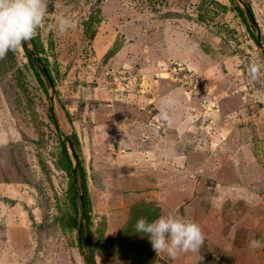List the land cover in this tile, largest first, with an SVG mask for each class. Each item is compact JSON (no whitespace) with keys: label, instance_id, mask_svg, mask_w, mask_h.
<instances>
[{"label":"rangeland","instance_id":"1","mask_svg":"<svg viewBox=\"0 0 264 264\" xmlns=\"http://www.w3.org/2000/svg\"><path fill=\"white\" fill-rule=\"evenodd\" d=\"M61 16L64 34L48 27ZM34 39L52 85L22 46L0 59V264H86L67 225V135L88 180L96 264H264V246L249 245L264 241V0H49ZM166 96L177 102L162 119ZM117 128L132 141L111 151L100 137ZM95 146L114 154L110 171L94 169ZM131 174L139 198L115 185ZM168 214L200 225L199 251L170 258L134 232L138 218Z\"/></svg>","mask_w":264,"mask_h":264},{"label":"clouds","instance_id":"2","mask_svg":"<svg viewBox=\"0 0 264 264\" xmlns=\"http://www.w3.org/2000/svg\"><path fill=\"white\" fill-rule=\"evenodd\" d=\"M49 0H0V59L28 43L45 22ZM52 31L61 34L71 27V20L61 16L54 24L48 25ZM253 78L258 68L253 66ZM176 98L166 96L161 118L167 119V109L176 103ZM134 232L146 236L156 253H165L176 258L180 253L197 252L205 241V235L199 224L171 214L160 215L149 220L141 217L134 224ZM250 247L264 246V241L253 239Z\"/></svg>","mask_w":264,"mask_h":264},{"label":"trees","instance_id":"3","mask_svg":"<svg viewBox=\"0 0 264 264\" xmlns=\"http://www.w3.org/2000/svg\"><path fill=\"white\" fill-rule=\"evenodd\" d=\"M216 4H219L221 7H224V5H222L221 3H218V1H215ZM244 5H245V11L248 14V18L250 19L252 26H254V19H253V15H252V11H251V7L248 4L247 1H243ZM235 8L236 10H238L239 14L242 15L243 18V12L244 10L237 4H235ZM32 40V44L35 48V52L38 53V51H40V49L42 48V44L39 42L38 39H34V37L31 39ZM22 49L25 53V56L29 62V64L31 65V67L33 68L34 72L36 73V75L40 78V80L43 83V79L42 76L47 80V82L50 83V85H52V79L51 76L46 68V66H44L45 68L39 66V60L33 55L32 50H30L26 44L22 45ZM52 117V121L56 126V122L54 119V116L51 114ZM77 138V146L80 149L81 147V143L80 140ZM67 142L70 144L71 148H72V156L76 159V169L75 172H73V163H72V159L70 157V154L68 152V146H67ZM60 146H61V154L62 157L60 159V166L65 169L68 170L70 175H71V185L74 187V193L71 197V203H72V209L74 210L75 214L73 216H70L68 218V227L69 228H75L78 229V240L80 241V243L82 244H86L87 248H88V252L87 254L84 256V260L86 264H96L95 260H94V253H93V249L91 248L90 245V238L92 237V233L90 231V228L88 226L89 221H90V216H89V210H88V203L89 199H88V190H87V180H86V174L84 171V168L81 164V159L79 158L73 143L70 141L68 135L65 137H60ZM75 173V174H73ZM79 175V182H80V194L77 191V187H76V183L74 181L73 178L78 177ZM80 195H81V199H80ZM81 215V220L80 223L78 221V216ZM83 219V221H82ZM139 219V218H138ZM136 222V221H135ZM80 224V225H79ZM134 227V226H133ZM110 243L115 241V237H109Z\"/></svg>","mask_w":264,"mask_h":264},{"label":"crops","instance_id":"4","mask_svg":"<svg viewBox=\"0 0 264 264\" xmlns=\"http://www.w3.org/2000/svg\"><path fill=\"white\" fill-rule=\"evenodd\" d=\"M122 123V122H121ZM184 125L186 126V125H188V123L187 122H185L184 121ZM120 127H121V125H120ZM115 129V128H114ZM117 130H118V132H117V134L115 135V134H112V133H109L110 135L108 136V137H100V138H103V139H105V144L106 143H108V142H111V144H112V150L111 151H113V147H115V145H117V146H121V145H124V144H128V142H131L132 141V138H130V139H128V138H126L125 136L123 137V129H119V128H117ZM99 132V131H98ZM102 134H100V136H101ZM115 135V136H114ZM126 135H128L129 136V134L127 133ZM97 136V134L96 133H94L93 135H92V137H91V140H93L94 141V144H93V146L95 145V143H96V141H97V139L99 138V137H96ZM82 143V142H81ZM83 144V143H82ZM90 147V146H89ZM95 149L94 150H92L93 152L91 153V158H92V163H94L93 164V167H94V169H98V166H101V164H102V169L103 168H106L107 166H110V169H106V171H110L111 169H112V166H113V164H114V160H111V159H108V158H112V156L114 155V154H112V153H110V152H107L106 154H100V155H98L99 153H101L103 150H104V148H103V150H101V151H99V149L97 148V146H95L94 147ZM81 149L83 150L82 152H83V154H85V148H84V145L82 146L81 145ZM88 151V150H87ZM90 151V150H89ZM97 151V152H96ZM106 151H107V149H106ZM105 151V152H106ZM115 155L118 157V158H121V159H123V154H121V153H115ZM117 166H119V164L117 163ZM99 170V169H98ZM108 173V172H107ZM109 175L110 174H102V177H101V183H104L102 186V189H106L107 188V183H109ZM113 176H114V173L112 174ZM140 179H138V176H136V175H134V174H131V176L129 177L128 175H126V177L125 178H123L121 175H118V177H117V182H116V187L120 190V191H122V189H126L128 186L129 187H131L133 190H132V192H131V194L133 195L132 196V198H134V197H137V198H139L140 197V195L137 193V190L139 189V184H140ZM87 182H88V180H87ZM121 183H123V184H121ZM126 184V185H125ZM128 185V186H127ZM138 188V189H137ZM135 190H136V192H135ZM111 232H112V230H110L109 232H106L105 233V237L106 236H111V235H113V234H111Z\"/></svg>","mask_w":264,"mask_h":264},{"label":"water","instance_id":"5","mask_svg":"<svg viewBox=\"0 0 264 264\" xmlns=\"http://www.w3.org/2000/svg\"><path fill=\"white\" fill-rule=\"evenodd\" d=\"M68 147H69L70 150L72 149L69 143H68ZM75 169H76V160H75L74 165H73V172H75ZM73 174H75V173H73ZM81 198H82V197H81V195H80V199H81ZM80 220H81V219H80ZM80 220H78L79 223H80ZM79 225H80V224H79ZM78 229H79V227H78Z\"/></svg>","mask_w":264,"mask_h":264}]
</instances>
